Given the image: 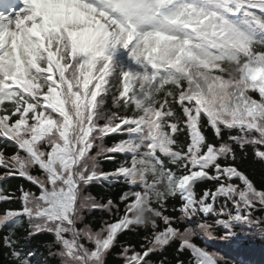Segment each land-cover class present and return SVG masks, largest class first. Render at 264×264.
I'll return each instance as SVG.
<instances>
[{
    "label": "snow or ice",
    "instance_id": "snow-or-ice-1",
    "mask_svg": "<svg viewBox=\"0 0 264 264\" xmlns=\"http://www.w3.org/2000/svg\"><path fill=\"white\" fill-rule=\"evenodd\" d=\"M257 238L264 0H0V264H264Z\"/></svg>",
    "mask_w": 264,
    "mask_h": 264
},
{
    "label": "trees",
    "instance_id": "trees-1",
    "mask_svg": "<svg viewBox=\"0 0 264 264\" xmlns=\"http://www.w3.org/2000/svg\"><path fill=\"white\" fill-rule=\"evenodd\" d=\"M106 167H111V165H106ZM116 190H119L118 188ZM95 215L99 216V215H102V213H96ZM129 239H135V237H132V236H129L128 237ZM256 251H257V258H259V254L262 250H264V241H261L259 240L258 238L255 239L254 241L251 242ZM213 247L217 248V250H220L222 248V245H219V244H213L212 245ZM225 252L229 253V254H234L232 253L229 249H223Z\"/></svg>",
    "mask_w": 264,
    "mask_h": 264
}]
</instances>
